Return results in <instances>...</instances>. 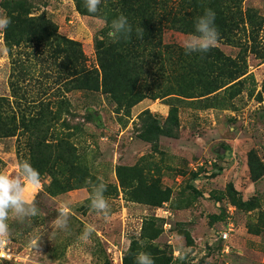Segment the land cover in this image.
<instances>
[{"label": "rangeland", "instance_id": "1", "mask_svg": "<svg viewBox=\"0 0 264 264\" xmlns=\"http://www.w3.org/2000/svg\"><path fill=\"white\" fill-rule=\"evenodd\" d=\"M221 2L236 18L212 49L225 71L245 73L198 96L203 83L192 79L198 87L190 90V58L180 46L192 33H163V44L183 52L175 78L172 62L145 52L109 69L98 55L112 41L109 24L97 13H81L76 0H0V15L21 18L9 26L12 36L41 17L79 45L25 35L10 57L0 30V123L13 128L0 136V172L15 175L21 162L31 163L35 138L24 126L39 118L49 121L46 142L60 144L66 157L53 170L58 177L40 173L35 159L39 184L28 190L39 215L8 221L5 248L15 259L0 264H119V251L122 264H135L139 252L154 264H264V0ZM81 69L93 79L87 88L75 82ZM174 82L186 90L161 91ZM152 123L170 135L154 133ZM97 178L107 184V220L89 207L86 181ZM61 206L71 213L64 230L51 226ZM87 224L96 231L85 244ZM224 227L228 253L210 247Z\"/></svg>", "mask_w": 264, "mask_h": 264}, {"label": "trees", "instance_id": "2", "mask_svg": "<svg viewBox=\"0 0 264 264\" xmlns=\"http://www.w3.org/2000/svg\"><path fill=\"white\" fill-rule=\"evenodd\" d=\"M76 4L81 13L93 15V13H89L85 8L84 0H76ZM206 9H211L215 12L214 23L220 35H223L232 29L236 13H232L229 5L224 6L221 0H102L101 5L99 6V11L95 14L100 15V17L105 19L109 25L112 19L122 14L127 17L128 22L132 25L133 32L131 38L128 40L121 39L118 42H109L102 51L99 50L98 55L99 57L101 55L103 63H105L109 69L114 68L115 65L120 67V65L125 62V57H128L133 53L145 52L149 55H159L162 59L172 62L169 64V73L173 75V78H175L177 75V67L180 66V64L182 65L180 58L183 52L181 51V47L174 44H163V33L166 29H171L177 32L193 34L196 18L203 15ZM7 16L10 17L11 23H20L21 18L19 19L18 17H13L10 14ZM237 17L239 18V16ZM27 25H29L28 28L15 32L13 36L8 30L10 25L5 29L4 40L7 44L10 57H12V47L16 44L19 45L20 40L25 35V37L35 34L40 37L44 36L46 39H50L52 41L55 40L58 45L62 44L64 47H68V43L74 46H79L74 41L66 40L64 37L56 34L52 23L46 19H41V17L28 18ZM136 29L142 30L143 38L137 37ZM41 32H43V35L38 34ZM13 38L17 39L16 43L12 41ZM211 50V55H209L208 51L203 54L197 53V55H195L196 53H192L188 56V59L190 58L187 69L190 77V90L195 93L196 88L198 87L192 83V79L199 81V83H203L199 87H204V92H198V96H205L214 92L245 73L243 70L240 73L239 71H225L224 67H222V62L217 59L220 56L219 53H214L215 49ZM77 52L79 56L82 55L79 47ZM175 52L176 55L174 56L173 54ZM173 57L174 59H172ZM181 69L183 70V66H181ZM224 74H226L228 78L224 76ZM78 75H81V77L80 79H75L76 83H78L77 81L80 83V86L78 87L77 85V88H87L85 84L93 81L89 71L81 69ZM84 75H88V79H86ZM174 85L175 82L174 84L172 83L168 85L167 88L161 91H164L166 94L175 93L174 91L182 94L180 91L186 90L183 85L178 88H175L176 85ZM193 93L188 92L185 95L193 97ZM48 127L49 121H46L45 119L42 120L41 118H39V120L31 126H24V129L29 133L34 134L35 138V147L33 146L32 148H34L36 155L32 156L29 161L32 166H35L36 163H34V161L36 158L39 159V161L42 160L41 163L44 169L39 170L40 173L42 171L46 172L47 168L48 173L51 174L52 171L53 176L58 177L60 171L58 173H54L53 170H57V167L60 170L66 157L64 152H62L63 149L61 147L57 148V145L60 144H56L53 147V145L46 142L45 134L48 131ZM150 127L151 129H154V133H167V135H170L167 127H164L166 128L164 130L162 127L157 128V126H154L153 123ZM10 135H13V128L5 123H0V136L4 137ZM58 162L61 164H58ZM53 185L54 186L50 189V191H56L54 182Z\"/></svg>", "mask_w": 264, "mask_h": 264}, {"label": "clouds", "instance_id": "3", "mask_svg": "<svg viewBox=\"0 0 264 264\" xmlns=\"http://www.w3.org/2000/svg\"><path fill=\"white\" fill-rule=\"evenodd\" d=\"M100 5L101 0H84V6L89 13H97ZM214 21L215 12L211 9H206L203 15L196 18L194 33L186 35L180 43L185 54L207 53L217 45L219 32ZM10 23V17L0 15V30L6 29ZM108 27V36L113 42L131 38L132 25L128 22L127 17L122 14L112 19ZM136 34L138 38H143L141 29H136ZM97 179L99 180L98 183H93L91 180L86 181L90 186L89 207L98 216L107 220L110 215V205L104 195L107 184L103 182L102 178ZM38 184L39 172L27 161L18 165L15 175L0 172V260L9 258L4 251L10 237L8 221L14 219L23 222L25 219H31L39 215L35 200L28 190L29 187L35 188ZM70 214L68 206H61L58 208V214L51 222V226L60 230L66 229ZM95 231V225H85L79 240L87 244ZM40 239L41 237L34 239L32 246L38 247ZM135 264H154V260L150 254L139 252L135 256Z\"/></svg>", "mask_w": 264, "mask_h": 264}, {"label": "built area", "instance_id": "4", "mask_svg": "<svg viewBox=\"0 0 264 264\" xmlns=\"http://www.w3.org/2000/svg\"><path fill=\"white\" fill-rule=\"evenodd\" d=\"M230 230H231V228L224 227L221 230L214 232L211 235L212 241L210 243V247L214 248L216 246H220L222 253H228L229 249H230L229 244H228ZM4 251L6 252L7 256L9 257V258H6V260L15 259V258H13L15 255L12 252H10V250L8 248H5ZM116 259L119 261V264H122V255H121L120 251L118 252V256Z\"/></svg>", "mask_w": 264, "mask_h": 264}]
</instances>
